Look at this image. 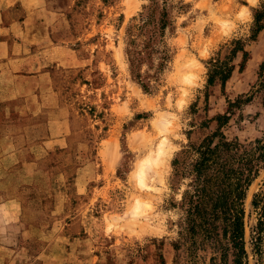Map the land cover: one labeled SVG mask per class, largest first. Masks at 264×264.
I'll list each match as a JSON object with an SVG mask.
<instances>
[{"label": "rangeland", "instance_id": "rangeland-1", "mask_svg": "<svg viewBox=\"0 0 264 264\" xmlns=\"http://www.w3.org/2000/svg\"><path fill=\"white\" fill-rule=\"evenodd\" d=\"M148 4L0 0V54L5 53L0 140L5 147L3 133L28 132V140L9 141L32 145L28 161L34 163L28 182L12 181V194L0 192V198L22 200L21 215L30 225L26 236L12 225L8 241L26 249L17 253L19 259L28 256L30 264L183 261L182 249L171 243L186 181L173 182L171 159L214 129L210 118L225 110L227 99L244 93L251 94L250 101L232 110L221 131L243 144L264 142V96L256 89L264 25L246 42L240 69L236 53L223 88L218 82L205 87L206 62L223 58L231 39L247 36L252 9L264 0H157L167 15L161 38L167 59L158 75L141 62L135 78L125 54L126 30ZM20 74L34 77L26 82ZM26 84L35 87L28 111L21 103L26 106L21 91ZM7 164L12 177L16 164L12 159ZM263 182L264 167L243 200L246 264H264V223L255 229L257 214L250 205ZM197 243L196 264H230V252L221 259L209 238Z\"/></svg>", "mask_w": 264, "mask_h": 264}, {"label": "trees", "instance_id": "trees-1", "mask_svg": "<svg viewBox=\"0 0 264 264\" xmlns=\"http://www.w3.org/2000/svg\"><path fill=\"white\" fill-rule=\"evenodd\" d=\"M263 18L264 4H261L252 9L247 36L231 39L228 53L223 58H210L206 62V88L214 82H218L220 89L223 88L233 69L232 60L237 52L241 56L239 69L242 68L247 56L244 46L262 29ZM166 25L165 8L159 7L157 0H149V4L142 6V11L138 13V22L128 26L125 54L133 77L140 76L138 68L145 60L147 67L152 68L153 75H158L163 69L167 52L161 45V38ZM154 54L156 57H153ZM263 67L264 60L258 64L256 89L264 96ZM141 86L149 87L147 84ZM250 99L251 94L248 93L227 99L225 110L210 118L214 122V129L197 143L186 144L171 159L173 182L186 181L177 205L182 211L176 222L177 238L171 243L174 250L182 249L185 259L181 261L179 258L175 264H196L194 252L197 241L202 242L204 238H209L221 259L229 251L230 264H246L243 200L249 185L264 167V142L256 138L243 144L236 138L227 139L221 128L228 122L232 110ZM261 186L262 189L253 193L250 200L257 214V231L264 223V182Z\"/></svg>", "mask_w": 264, "mask_h": 264}, {"label": "crops", "instance_id": "crops-1", "mask_svg": "<svg viewBox=\"0 0 264 264\" xmlns=\"http://www.w3.org/2000/svg\"><path fill=\"white\" fill-rule=\"evenodd\" d=\"M5 55V53H1L0 56ZM44 73V72H43ZM43 75V74H42ZM21 78H26L27 80L34 77H30L31 75L26 74L25 76L20 74ZM47 80V79H46ZM10 90L14 89V87H7ZM44 90V88H42ZM23 101H25L26 106L23 102H21L25 109L32 110V102L34 101L33 93L35 92V87H32L30 84H26L21 87ZM32 108V109H31ZM28 118V117H27ZM26 118H21L20 122H23ZM17 121V120H15ZM33 122V121H32ZM34 125V124H33ZM3 138L8 139V145L2 146L0 140V192L12 194L10 189L12 188V181L19 180V183L28 182L34 174V163L28 161L29 152L31 151V146L29 143L22 142L21 144L18 142L17 145L14 146L10 143L9 140L16 138L19 140H28V132L19 131L17 135H13L11 131L8 133H3ZM28 157V158H27ZM12 159V162L16 164V170L13 171V176H10V171L7 168L6 161ZM27 159V160H26ZM6 172V173H5ZM6 175V176H5ZM12 178V179H11ZM18 183V184H19ZM18 187V185H16ZM22 200L16 196H8L6 198H0V264H30L28 262V256L21 257L17 256V253L24 250V247L14 246L8 240L11 239L12 225H17V231L20 233V236H26L27 233H30V225L26 222L21 215ZM16 235H18L16 233ZM26 249L24 250V252Z\"/></svg>", "mask_w": 264, "mask_h": 264}]
</instances>
